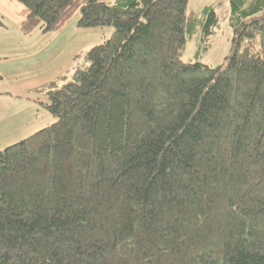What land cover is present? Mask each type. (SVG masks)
Masks as SVG:
<instances>
[{
    "label": "trees",
    "instance_id": "16d2710c",
    "mask_svg": "<svg viewBox=\"0 0 264 264\" xmlns=\"http://www.w3.org/2000/svg\"><path fill=\"white\" fill-rule=\"evenodd\" d=\"M24 32L111 26L56 120L0 149V264H264V0H229L223 63L182 61L211 34L188 0H17Z\"/></svg>",
    "mask_w": 264,
    "mask_h": 264
},
{
    "label": "rangeland",
    "instance_id": "374dc122",
    "mask_svg": "<svg viewBox=\"0 0 264 264\" xmlns=\"http://www.w3.org/2000/svg\"><path fill=\"white\" fill-rule=\"evenodd\" d=\"M213 7L218 22L211 34L200 25L186 36L182 61L217 66L232 51L229 0H188V12ZM27 9L17 0H0V149L28 138L56 118L47 111L44 88L69 81L89 63L85 54L113 33L111 26L78 27L76 12L56 31L35 27L24 32L20 23Z\"/></svg>",
    "mask_w": 264,
    "mask_h": 264
}]
</instances>
